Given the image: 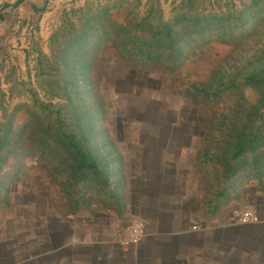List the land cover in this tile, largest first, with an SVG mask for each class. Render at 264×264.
I'll return each instance as SVG.
<instances>
[{
	"label": "rangeland",
	"instance_id": "rangeland-1",
	"mask_svg": "<svg viewBox=\"0 0 264 264\" xmlns=\"http://www.w3.org/2000/svg\"><path fill=\"white\" fill-rule=\"evenodd\" d=\"M252 1L205 0L187 6L183 0H0V10H6L0 11V61L5 57L0 89L7 91L10 82L5 77L12 65L18 80H25L22 87L13 86L12 93L0 95V136L6 135L0 147V264H67V252L54 256V246L69 235L70 219H75L76 233L85 232L89 214L122 218L125 233L115 245H134L140 239L129 242L131 228L141 224L142 238L146 229H153L152 221L157 219L153 213L162 217V232L176 234L168 239V250L154 251L161 255L156 264H212L206 249L201 259L185 262V193L192 190L200 203L207 195L213 197L218 187L208 193L205 180L208 173L215 176L216 169L221 173V168L200 167L203 152L208 149L209 155L232 163V147L224 141L250 139L255 133L259 139L255 149L236 159L243 164L240 171L219 179L218 186L234 187L222 211L230 210L238 218L244 209L253 208L258 222L236 225L234 240H215L224 250L215 259L217 264H264V224L256 225L264 223V91L244 83L248 75L264 69V0H255L250 7ZM144 16L150 18L139 28ZM195 18L197 30L191 31ZM240 20L249 23L241 25ZM200 27L204 31L197 32ZM82 28L90 41L88 49L75 44L64 69L57 57L49 58L39 71L50 76L37 77V53L49 56V36L57 32L61 36L57 43L63 44ZM168 28L171 34L165 37ZM120 30L164 42L152 48L163 56L149 63L120 56L113 41ZM169 40L173 47H168ZM84 51L88 53L83 61L89 67L85 83L75 75ZM166 55L178 60L171 63ZM54 67L58 71H51ZM219 77L222 83L215 88ZM41 79L61 86L67 83L66 93L51 98L52 91L44 94L41 89ZM228 80L234 91L225 90ZM193 87H203L208 94ZM32 92L43 103L67 104L68 96L71 103L83 100L92 109L96 100L101 112L91 110V123L103 130L97 141L105 137L122 159V201L117 207L111 205L113 201L106 203L102 193L86 189L95 178L92 169H83L77 182L69 180V174L62 172L64 160L69 159L61 158L68 155L63 147L37 149L32 138L36 107ZM69 114L74 116V110ZM219 114L226 116L220 127L215 126ZM231 121L235 123L232 137ZM255 169L262 170L259 177L254 176ZM104 189L109 191L111 185ZM66 190L75 191L73 197ZM138 211L150 215V226ZM201 240L194 238V243ZM78 250L82 253L74 257L75 264H87L91 255Z\"/></svg>",
	"mask_w": 264,
	"mask_h": 264
},
{
	"label": "trees",
	"instance_id": "trees-1",
	"mask_svg": "<svg viewBox=\"0 0 264 264\" xmlns=\"http://www.w3.org/2000/svg\"><path fill=\"white\" fill-rule=\"evenodd\" d=\"M205 0H183L182 5L192 6L194 3H197L198 5L201 4ZM252 1L251 6H253ZM5 3V1H2ZM7 4V3H5ZM4 9H6L4 5ZM0 11H6L1 9ZM1 13V12H0ZM1 15V14H0ZM1 17V16H0ZM232 17H236V15H232ZM149 20V16H144L139 19L138 24L142 28L144 26V22L146 20ZM195 21L193 27L191 28V31H194L196 28V22L197 18L193 19ZM249 23V21L240 20V24L244 25ZM210 27L209 29H211ZM136 29V28H135ZM81 31L77 33V35H74L72 39L62 41L57 43V39L61 38L60 34L58 35L57 32L52 33L48 38V45L50 48L49 56L46 57L43 55V53L38 52L36 63H35V69L37 77H40L43 75L42 78H48L50 75L49 73H43V71H39L42 67V63H49V58L52 60H55L57 57V60L62 61V69L67 67L66 63V56L70 52L71 48L75 44H81V47L88 49V44L90 43L87 35L84 33V28L80 29ZM197 30V29H196ZM195 30V31H196ZM197 32L204 31L203 27H200ZM208 30V29H207ZM191 33V32H190ZM171 34V29H166L164 31V36L169 37ZM173 39V38H171ZM114 45L116 46L117 52L120 56L124 57L125 59L132 60L135 62H143V63H149L152 60L159 58L160 55L152 49L155 47H161V45L164 42H152L150 39L139 37L136 34H130L124 30H120L117 32V34L113 37ZM62 44V45H61ZM59 45H61L59 47ZM168 47H173V44L171 40L167 41ZM80 46V45H79ZM96 49V48H95ZM95 49L92 50L94 53ZM57 51V52H56ZM74 53V52H73ZM76 55L78 52H75ZM87 51H84L82 54L81 59L79 60L80 63H78L76 67L75 75L82 77V82L85 83L87 81V77L85 75H88V72L84 73L85 70L89 69V67L84 63V59L87 56ZM91 54V53H90ZM161 55L160 57H162ZM167 56V55H166ZM5 57H3L4 59ZM3 59L0 61V70H3ZM169 62H173L178 60V57L172 56V59L167 56ZM55 69L58 71V67H54L51 69V71H55ZM74 71V70H72ZM2 72V71H1ZM0 72V73H1ZM64 70H62V73ZM53 76L54 73H53ZM223 78L219 77L217 82H215V88L218 87L222 83ZM25 80L21 79L18 80V75H16L15 67L12 65L9 68V71L6 74L5 82H10L9 87L7 88V91H2L0 89V95L3 93H12V87L13 86H23L25 84ZM43 86H41V89L44 91V94L47 92L52 91L51 98L60 97V92H63V94L66 93L67 83H64L63 86L60 85V83L55 82L54 84L45 81L44 79H41ZM227 87H225V90H228L229 92L234 91V85L231 84V80L227 81ZM244 83L249 84L253 87H256L257 89H263L264 91V69L259 68L255 72L248 75L244 81ZM195 91L200 92L203 95H207V91L204 90L203 87L195 88L193 87ZM81 92L78 91V95ZM218 94V92H217ZM4 95V94H3ZM89 95L93 96L91 91H89ZM32 102L36 107L33 108L32 113V125L34 126V133L35 135L32 137L35 142V146L38 150L45 151V150H52L54 149L53 144H56L58 146L63 147L67 152L68 155H64L61 158H67L68 160H64L65 167L62 169V172H66L69 174V180H74L77 182V180L80 179L81 172L83 169H92L93 174L92 176H95L93 178V183H91L86 189L89 191H93L95 194L102 193L106 198V203H111L112 206L117 207L120 202L122 201L120 196V191L123 186L122 182V176H121V169L120 164L122 162L121 157L118 155V153L115 151L116 149L109 146L110 143H107V139L103 137V141H97V137H100L103 130L96 128L95 125L91 123L92 117L94 115H91V110L100 113L101 110L99 109V106L96 104V100L94 102V106L92 109L90 107H86L84 105V101L79 102L78 104L71 103L72 99L71 97L66 96L67 104H59V103H52L51 101H48L47 103H43L39 101L37 98V94L35 92H32ZM95 99V98H94ZM98 105H100L98 103ZM65 110V112H64ZM71 110H74V116H70L69 112ZM95 114V113H94ZM231 115V114H230ZM217 122L215 126H222L224 125L226 121V116L220 114L217 116ZM230 130L229 135L232 137V134L235 131V123L230 122ZM37 132V133H36ZM241 133H237V136H239ZM236 136V137H237ZM91 137V138H90ZM6 139V135L2 134L0 136V147L4 144V141ZM258 138L256 137V133L253 134V136L250 139H238L234 140H227L224 141V144L227 147H232V154L230 156V159L232 160V163L229 162V160L226 157H219L216 158L213 155H209L208 149H206L203 152L204 158L201 160L199 159L198 165L200 167H203V169L207 170L209 164H214L216 166H219L221 168V173L216 169L215 176H210L209 173L207 175V179L205 180V186L206 189L209 192H211V187H218L217 194L226 201L229 197L232 191H234V187L229 185H225L223 187H219V179H226L231 176H234L237 172L240 171L242 167V163L236 162V159L245 152H252L256 144L258 142ZM52 143H50V142ZM208 154V155H207ZM258 159L256 156L252 160V163L256 166L258 164ZM217 168V167H216ZM262 170L261 169H255L253 173L255 174V177H259L261 175ZM99 175V178L97 179L96 176ZM112 178V180H109ZM69 181H66L68 183ZM99 185V186H98ZM111 185V189L109 191L105 190L104 188ZM104 189V190H103ZM67 192H71L68 195L70 197H73L72 195L75 193V191L66 190ZM108 197V198H107ZM207 206H209L210 203V195H207ZM76 203H79V200H75ZM119 201V202H118ZM208 213H214V210H208Z\"/></svg>",
	"mask_w": 264,
	"mask_h": 264
},
{
	"label": "crops",
	"instance_id": "crops-1",
	"mask_svg": "<svg viewBox=\"0 0 264 264\" xmlns=\"http://www.w3.org/2000/svg\"><path fill=\"white\" fill-rule=\"evenodd\" d=\"M195 195L192 190L185 193V262L187 260L192 262L195 257L201 259L200 255L204 256L203 252L207 251L209 262L217 264L218 261L215 258L220 256V253H224V250L221 249L222 245L218 244V242L223 241L227 237H230L229 239L233 238L237 231V229H234L236 225L249 224L240 223L237 216L234 218L231 215L230 210H221L224 209L229 199L224 201L215 193L213 197L210 196L211 201L209 206H207V197L202 199V196L199 195V198L203 200L200 203V200L197 202L198 198ZM194 201L197 202L196 206L193 205ZM212 209L214 213H208V210ZM138 212L141 218L145 220L146 226H150V215H146L144 211ZM153 214L151 215L157 218L152 221L153 229H146L145 234L138 243L127 247L115 245L125 233L122 223L123 219L117 215H113V219L109 218V220L105 216L102 219L92 218L93 216L89 214L86 222V231L80 235L76 233L77 225H72L75 219H70L69 235L63 236L62 241L54 246L52 253L56 256L67 252L66 254L70 257L66 261L67 264L76 263L74 257L79 252L82 253L78 250L79 248L84 249L83 253L85 252L87 256L91 255L87 264H96L97 262H101V264H118L119 262L127 264H156L159 260L158 255H160V252L154 251L157 248L161 250L163 247L162 250H168L170 245L168 239L171 241V238L176 234L172 231L162 232L160 230L162 223L160 218L162 217H156ZM120 219L122 222H120ZM262 221L256 225L264 224ZM181 228L183 227H178V229ZM171 230L174 229L171 228ZM194 238H202V240L194 243ZM215 240H218V242ZM99 255L102 258L98 257ZM230 255L231 252H229L228 256L231 257ZM9 264H12V261ZM55 264L59 263L55 261Z\"/></svg>",
	"mask_w": 264,
	"mask_h": 264
},
{
	"label": "built area",
	"instance_id": "built-area-1",
	"mask_svg": "<svg viewBox=\"0 0 264 264\" xmlns=\"http://www.w3.org/2000/svg\"><path fill=\"white\" fill-rule=\"evenodd\" d=\"M238 220L242 224H255L258 222V216L253 208H246L240 212ZM130 240L129 242L135 243L141 237V224L134 225L130 231Z\"/></svg>",
	"mask_w": 264,
	"mask_h": 264
}]
</instances>
